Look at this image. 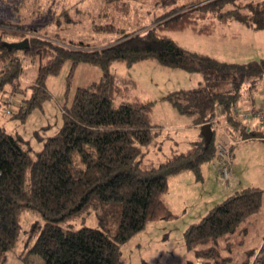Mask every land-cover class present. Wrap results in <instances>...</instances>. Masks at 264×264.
<instances>
[{
  "label": "trees",
  "instance_id": "trees-1",
  "mask_svg": "<svg viewBox=\"0 0 264 264\" xmlns=\"http://www.w3.org/2000/svg\"><path fill=\"white\" fill-rule=\"evenodd\" d=\"M233 20L263 29L264 0H185L156 16L145 30L123 32L101 48L65 44L57 35H36L35 28L0 32V44L8 35L28 38L24 49L0 45V95L7 85L19 83L24 57L38 62L28 87L30 96L13 118L25 121L34 109L43 108L50 98L46 80L58 74L66 61L70 62L68 84L78 64L101 70L98 80L76 88L70 105L63 108L60 128L35 156L21 137L0 128V264L19 242L25 212L38 215L41 222L32 224L21 238L27 247L21 255L24 264H121L123 243L148 222L176 216L163 199L170 178L190 171L199 181L203 165L217 158L214 127L219 111L234 130L232 136L262 137L234 111L245 83L253 90L258 81L264 82V56L245 63L225 62L188 50L167 34L183 29L212 34L216 26ZM145 60L202 74L199 86L171 90L163 99L180 115L191 116L195 127L211 124L213 136L206 148L199 134L184 151L158 162L146 159L159 137V126L151 118L156 100L134 95L136 82L111 71L114 62L130 67ZM263 193L264 189L248 186L214 205L184 231L186 249L206 264H231V254L240 243L236 237L259 212ZM89 211L95 212V227L64 226ZM254 252L246 251L243 264ZM250 264L264 262L259 257Z\"/></svg>",
  "mask_w": 264,
  "mask_h": 264
},
{
  "label": "rangeland",
  "instance_id": "rangeland-1",
  "mask_svg": "<svg viewBox=\"0 0 264 264\" xmlns=\"http://www.w3.org/2000/svg\"><path fill=\"white\" fill-rule=\"evenodd\" d=\"M184 1L0 0V32L4 29L26 31L35 28L36 35L53 38L57 35L65 44L81 42L92 48H101L115 42L123 32L130 34L136 30H145L156 16ZM110 25L114 27L113 30L107 29ZM167 34L188 50L208 54L225 62L245 63L264 56V28L254 29L237 20L216 26L212 34L195 33L191 29L172 30ZM24 37L8 35L3 37L5 42L0 45L10 47V43L24 41ZM22 68L17 86L7 85L5 92L0 95V128L10 135L21 137L24 145L35 156L45 140L60 128L63 108L70 105L76 88L98 80L101 70L94 65L78 64L68 84L70 62L66 61L58 74L50 75L46 80L50 98L44 102L43 108L34 109L25 121H21L12 115L23 99L30 96L31 90L28 87L36 76L38 62L26 56L22 59ZM111 71L118 77L136 82L137 88L132 91L134 95L141 99L156 100L151 118L159 126V137L155 146L149 149L147 160L158 162L171 153L184 151L200 134L191 116L180 115L170 102L163 99L171 90L199 86L202 82L200 72L187 73L162 66L154 60H145L130 67L114 62ZM249 84L247 82L240 88L238 119L249 128L260 130L263 136L245 140H239L236 136L238 142L231 151L232 176L228 183L220 178L218 167H213L212 163L203 165L202 179L199 181L194 179L190 171L171 177L163 199L176 216L148 222L143 230L123 243L121 264H206L186 249L183 239L186 228L199 221L214 205L229 195L248 186L264 189V126L253 116L242 119V113L252 107L250 100H255V104L261 102L260 93L264 89V82L258 81L253 90L248 89ZM216 119L214 140L224 139L225 133L235 140L231 135V125L220 111ZM35 222H41L38 215L30 212L22 215L19 242L8 252L3 264H24L21 255L27 247L21 238ZM64 226L73 229L95 227V212H85ZM244 226L247 229L242 231L245 232L236 237L240 243L231 254V264H243L246 251L250 249L255 252L249 264L259 257L264 262V193L259 212ZM30 258L34 260L33 256ZM36 262L42 264L41 261Z\"/></svg>",
  "mask_w": 264,
  "mask_h": 264
},
{
  "label": "built area",
  "instance_id": "built-area-1",
  "mask_svg": "<svg viewBox=\"0 0 264 264\" xmlns=\"http://www.w3.org/2000/svg\"><path fill=\"white\" fill-rule=\"evenodd\" d=\"M260 97H261V103L257 105L258 108L254 107L253 109L244 111L242 113V119L246 120L249 117L253 116L264 123V89L261 91ZM234 113L239 118L240 110L238 107H236ZM224 137H225L224 139L215 141L217 158L212 162V165L215 168L218 167L220 178L226 181V183H228L232 176L231 151L235 146L236 141L233 140L230 137V135L226 133Z\"/></svg>",
  "mask_w": 264,
  "mask_h": 264
},
{
  "label": "water",
  "instance_id": "water-1",
  "mask_svg": "<svg viewBox=\"0 0 264 264\" xmlns=\"http://www.w3.org/2000/svg\"><path fill=\"white\" fill-rule=\"evenodd\" d=\"M28 46V39L21 41L19 43H10L11 47H17L18 49H24ZM200 134L204 139V147L206 148L212 140L213 130L210 123H205L200 126Z\"/></svg>",
  "mask_w": 264,
  "mask_h": 264
},
{
  "label": "crops",
  "instance_id": "crops-1",
  "mask_svg": "<svg viewBox=\"0 0 264 264\" xmlns=\"http://www.w3.org/2000/svg\"><path fill=\"white\" fill-rule=\"evenodd\" d=\"M260 98H261V97H260ZM250 102H251V104H252V105H251V106H252L251 109H253L254 107L258 108L257 105H259V104L261 103V102H260L259 104H255V103H254L255 100H250ZM254 118H256V117H254ZM257 120H259V119H257ZM259 121H260V120H259ZM260 123H261V126H262V125L264 126V123H263V122L260 121ZM194 127H195V126H194ZM195 128H197V127H195ZM252 130L259 131V132L261 133V135H262V132H261L260 130H256V129H252ZM236 135H237V137H239L237 133H235V136H236ZM262 136H263V135H262ZM197 137H198V136H197ZM256 138H257V137H256ZM240 139H241V138L239 137V140H240ZM246 139H247V138H246ZM235 140H236V142H238V139H237L236 137H235ZM241 140H245V139H241ZM236 144H237V143H236ZM210 166H211V164H210ZM211 168H212V166H211ZM212 169H213V168H212ZM166 205H167V204H166ZM167 206H168V205H167ZM168 207H169V206H168ZM170 209H171V208H170Z\"/></svg>",
  "mask_w": 264,
  "mask_h": 264
}]
</instances>
